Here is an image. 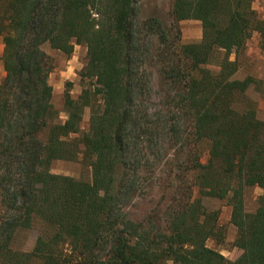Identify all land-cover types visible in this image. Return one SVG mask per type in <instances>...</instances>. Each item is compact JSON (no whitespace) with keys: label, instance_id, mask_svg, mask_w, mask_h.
Returning a JSON list of instances; mask_svg holds the SVG:
<instances>
[{"label":"trees","instance_id":"obj_1","mask_svg":"<svg viewBox=\"0 0 264 264\" xmlns=\"http://www.w3.org/2000/svg\"><path fill=\"white\" fill-rule=\"evenodd\" d=\"M252 1L171 0L168 28L157 17L139 22L135 0H0V264H264V121L248 96H264V79L233 77L252 33L264 50ZM182 20L200 22L198 42H179ZM44 44L66 57L86 50L82 89L64 93L62 122ZM84 107L87 130L70 138ZM78 153L89 182L50 172ZM144 174L157 175L159 220L125 210ZM248 187L261 193L246 220ZM204 199L230 206L235 261L206 245L223 229ZM32 228L30 251L14 249Z\"/></svg>","mask_w":264,"mask_h":264},{"label":"rangeland","instance_id":"obj_2","mask_svg":"<svg viewBox=\"0 0 264 264\" xmlns=\"http://www.w3.org/2000/svg\"><path fill=\"white\" fill-rule=\"evenodd\" d=\"M137 3V20L143 21L147 17H157L162 20L166 27L171 28L169 21V11L171 0H135ZM252 10L258 19H263L264 0H253L250 4ZM170 24V25H169ZM177 29L179 34L178 39L180 43L198 42L201 38L200 22L197 20H182L177 22ZM174 37L173 31L169 33V39ZM42 50L51 59L52 69L48 75V84L51 87V104L58 112V122L65 119L63 113V95L68 91L72 99H76L82 89V84L79 80L78 73L82 69L86 61L85 47L82 45H75L72 53L69 56H64L57 50L51 49L48 44L42 45ZM2 51V44L0 41V55ZM219 54L215 52L210 58V62L205 68L216 71V58ZM229 59H233V54L229 55ZM3 76L2 64L0 61V78ZM245 76H252L255 79H264V50L259 48L258 36L252 33L246 40L242 52L238 55L237 70L234 78L242 79ZM248 96L251 100L256 102V115L258 119L264 121V96L256 91L248 90ZM158 95L153 96L151 103L153 107L158 105ZM98 103V101H97ZM98 107V104L94 106ZM89 118V108L84 107L81 112V121L79 124V133L71 135L70 138L77 137L87 130ZM200 151V160L203 163L205 160L206 145L200 142L198 145ZM82 149V148H80ZM172 151H170V154ZM50 172L52 174L67 176L77 181L89 182L91 178L90 167L88 166L87 159L83 158L80 153L72 161L55 160L50 165ZM160 172L157 174L159 175ZM142 177L149 178L148 181L144 180L139 183L132 196V201L126 203L125 210H127L130 217L134 220L145 221L147 217L153 216L159 220L161 218L158 211L157 201L160 198L161 191L157 188L158 182L157 175H142ZM155 181L158 184H155ZM169 193L172 192L169 190ZM261 190L257 187H248L243 193V212L245 219L249 220L256 210V199L260 195ZM164 204L167 201L164 200ZM203 207L207 211H216L217 224L223 229L222 235L216 236L214 239L206 241V245L218 251L225 259L235 261L239 255L240 250L234 244L236 234L235 227L229 223L230 206L226 200L204 199L202 201ZM162 207H160L161 209ZM154 222L153 219H151ZM37 228L19 231L16 236L13 248L24 252H29L32 248Z\"/></svg>","mask_w":264,"mask_h":264}]
</instances>
